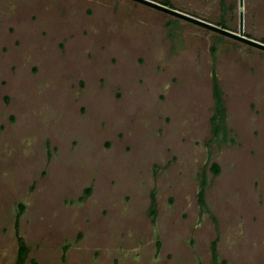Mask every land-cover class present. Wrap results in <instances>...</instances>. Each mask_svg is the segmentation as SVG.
Returning <instances> with one entry per match:
<instances>
[{
    "label": "rangeland",
    "instance_id": "374dc122",
    "mask_svg": "<svg viewBox=\"0 0 264 264\" xmlns=\"http://www.w3.org/2000/svg\"><path fill=\"white\" fill-rule=\"evenodd\" d=\"M169 1L264 41V0ZM20 238L24 264H264V51L135 0H0V264Z\"/></svg>",
    "mask_w": 264,
    "mask_h": 264
},
{
    "label": "water",
    "instance_id": "95a60500",
    "mask_svg": "<svg viewBox=\"0 0 264 264\" xmlns=\"http://www.w3.org/2000/svg\"><path fill=\"white\" fill-rule=\"evenodd\" d=\"M140 3H143L147 6L156 8L158 10H161L165 13H168L170 15H173L175 17H178L180 19L186 20L188 22H191L193 24H196L200 27H203L205 29L214 31L220 35L230 37L232 39H235L237 41L243 42L247 45H250L252 47H255L257 49L263 50L264 51V42L259 41L256 39H253L252 37L246 36L244 34V16H243V11L241 10L240 13V23H239V32L233 31L231 29L226 28L224 25H217L214 24L210 21H207L205 19L196 17L194 15H191L189 13L180 11L170 5H165L163 3L154 1V0H135ZM243 4V0H241V6Z\"/></svg>",
    "mask_w": 264,
    "mask_h": 264
},
{
    "label": "trees",
    "instance_id": "16d2710c",
    "mask_svg": "<svg viewBox=\"0 0 264 264\" xmlns=\"http://www.w3.org/2000/svg\"><path fill=\"white\" fill-rule=\"evenodd\" d=\"M165 5H170L173 7V5L171 4V2L169 0H165L164 1ZM219 25H224L226 28L230 29V27L228 26V24L222 20ZM214 95H215V98L217 100V110H218V113L219 114H223L224 113V105H223V98H222V92H221V88H220V85H219V82H218V79L217 77L214 78ZM220 171V168L218 165L215 166V172L218 173ZM90 191V190H88ZM203 197H204V193L201 192L200 193V201L201 203H203ZM154 206H155V203H153V212H155L154 210ZM28 256V247H27V244L25 242V240L23 238H20L19 240V254H18V257H19V261L18 263L19 264H24L25 263V260ZM34 264H37V263H34Z\"/></svg>",
    "mask_w": 264,
    "mask_h": 264
},
{
    "label": "crops",
    "instance_id": "0c3cea01",
    "mask_svg": "<svg viewBox=\"0 0 264 264\" xmlns=\"http://www.w3.org/2000/svg\"><path fill=\"white\" fill-rule=\"evenodd\" d=\"M253 38V37H252ZM263 41V40H262ZM264 42V41H263Z\"/></svg>",
    "mask_w": 264,
    "mask_h": 264
},
{
    "label": "bare ground",
    "instance_id": "6f19581e",
    "mask_svg": "<svg viewBox=\"0 0 264 264\" xmlns=\"http://www.w3.org/2000/svg\"><path fill=\"white\" fill-rule=\"evenodd\" d=\"M48 61V60H47ZM30 95V94H29Z\"/></svg>",
    "mask_w": 264,
    "mask_h": 264
}]
</instances>
